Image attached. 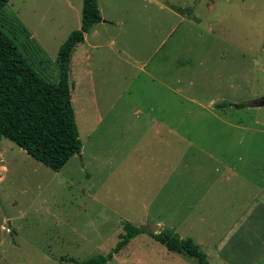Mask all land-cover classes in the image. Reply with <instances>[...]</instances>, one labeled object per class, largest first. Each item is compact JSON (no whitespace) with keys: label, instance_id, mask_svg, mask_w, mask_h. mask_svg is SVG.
Masks as SVG:
<instances>
[{"label":"rangeland","instance_id":"1","mask_svg":"<svg viewBox=\"0 0 264 264\" xmlns=\"http://www.w3.org/2000/svg\"><path fill=\"white\" fill-rule=\"evenodd\" d=\"M98 5L102 21L71 61L82 151L55 171L13 141L0 142V264L107 255L127 222L160 227L104 264H199L151 233L171 228L195 241L201 229L220 231L223 220L188 209L193 161L202 168L223 164L236 148L264 150V106H251L264 96V0ZM82 7L83 0H9L0 24L57 81L59 48L80 28Z\"/></svg>","mask_w":264,"mask_h":264},{"label":"trees","instance_id":"2","mask_svg":"<svg viewBox=\"0 0 264 264\" xmlns=\"http://www.w3.org/2000/svg\"><path fill=\"white\" fill-rule=\"evenodd\" d=\"M8 1L0 0V16ZM101 21L98 0H83L81 26L69 34L58 51L57 81L39 72L33 60L0 24V141L3 138L13 141L55 171H60L82 151L83 141L72 100L71 61L86 33ZM246 105L247 102L219 104L239 108ZM143 231H147L145 226L127 222L116 246L107 255L84 261L64 256L60 259L72 264H104ZM151 234L169 251L195 257L199 264H210L206 253L192 238L182 237L171 228Z\"/></svg>","mask_w":264,"mask_h":264},{"label":"crops","instance_id":"3","mask_svg":"<svg viewBox=\"0 0 264 264\" xmlns=\"http://www.w3.org/2000/svg\"><path fill=\"white\" fill-rule=\"evenodd\" d=\"M258 132L264 138V125ZM233 155L224 158L223 164L202 168L198 158L193 161L191 194L195 206L188 209L207 212L198 219L224 221L217 222L221 224L218 232L209 227L199 230L195 243L210 264H264V150L236 148ZM202 176L209 177L205 186ZM180 186H185L183 181ZM225 220H229L227 224Z\"/></svg>","mask_w":264,"mask_h":264},{"label":"water","instance_id":"4","mask_svg":"<svg viewBox=\"0 0 264 264\" xmlns=\"http://www.w3.org/2000/svg\"><path fill=\"white\" fill-rule=\"evenodd\" d=\"M251 104L252 106H264V96L259 99L253 100ZM159 227H160L159 224H154V223H150L146 225V228H149L152 231H157Z\"/></svg>","mask_w":264,"mask_h":264}]
</instances>
